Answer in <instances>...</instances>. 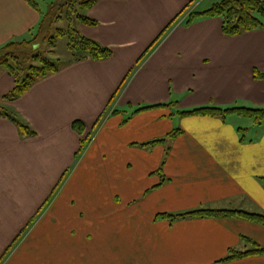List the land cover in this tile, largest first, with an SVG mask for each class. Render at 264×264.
Instances as JSON below:
<instances>
[{"label":"crops","instance_id":"crops-1","mask_svg":"<svg viewBox=\"0 0 264 264\" xmlns=\"http://www.w3.org/2000/svg\"><path fill=\"white\" fill-rule=\"evenodd\" d=\"M36 1L44 12L58 0ZM194 1L101 0L86 11L98 24L80 32L111 48V58L67 63L12 102L2 99L15 81L2 71L0 103L36 135H22L0 116V264H264V256L220 262L230 249H254L242 237L264 247V225L239 217L172 224L159 218L201 207L264 214V189L254 179L264 172L251 176V190L180 195L186 202L174 207L183 149L210 152L199 157L214 164L216 177L230 176L236 184L254 168L256 156L264 169V136L239 143L226 119L179 115L187 108L264 100V81L253 76L255 68L264 72V30L227 37L219 18L186 26L187 17L179 16ZM40 18L25 0H0V47L34 33ZM172 22L157 48L138 62ZM156 105L165 106L136 112ZM116 110L131 114L128 124L111 115ZM75 122L91 139L79 160ZM176 129L183 133L170 141L168 180L153 189L164 146L139 145Z\"/></svg>","mask_w":264,"mask_h":264},{"label":"trees","instance_id":"trees-1","mask_svg":"<svg viewBox=\"0 0 264 264\" xmlns=\"http://www.w3.org/2000/svg\"><path fill=\"white\" fill-rule=\"evenodd\" d=\"M25 1L40 14L41 18L37 28L34 30V33L31 31L29 35H25L20 39L10 40L0 47V67H4L15 81L13 90L4 96L2 101L12 102L21 98L34 86V84L49 75L58 73L67 63L78 62L81 60L103 61L112 57L113 50L111 48L105 47L97 41L87 38L82 35L79 30L76 31L71 27H69L68 30L57 27L65 20V18L68 19V23L72 22L71 12H67L64 17L55 11L44 13L40 8V1ZM58 1L61 3L50 4L48 6L49 10L54 9L55 7L64 8L66 6L64 0ZM99 1L101 0H66V2H68L67 5L75 14L76 20L85 26H96L98 23L95 20H91L86 15L79 14L78 10L86 12L87 10L92 9ZM203 18L221 19L222 33L227 37H236L245 33L264 30V0H222L215 3L207 10L201 12H190L184 23L186 26H190L196 20ZM174 23L175 22H172L170 26L159 35V37L148 48L146 53L140 57L138 62L141 63V61L147 59L150 53L153 52V50L157 48L158 44L164 39L165 35ZM66 36L68 37L67 48L70 51V57L67 60H56L53 57L55 54L54 48L56 47L54 41H57L60 38H65ZM47 41H49V46L52 48L48 52L42 53L40 51V47ZM129 76L130 74L126 77L119 90L123 88ZM253 76L256 80L264 81V72L259 69H254ZM164 106L165 105L144 107L136 112ZM107 113L108 112L103 113L98 119L97 123L93 127L94 131L99 128ZM116 113L117 111H114L112 114ZM179 115L183 117L209 116L221 118L222 120H225L227 115H238L253 119L256 125H261L264 122V109L259 108H220L212 105L196 108L187 112H180ZM0 116L7 117L12 120L16 126H18L22 135L26 137H33L36 135V133L29 126L23 124L20 120L8 114L2 103H0ZM127 121L128 120L125 122ZM73 127L77 130L79 136L81 137L80 148L76 153V158L79 160L85 153L91 139L89 135L86 134V128L82 123L75 122ZM238 131L241 133L243 130L239 129ZM182 133L183 131L181 129H177L167 135L164 139L155 140L139 146L146 148L155 145H165L167 142L174 140ZM241 142H244V139H242ZM261 180L264 184V177L261 178ZM43 208L44 207H42L38 214L33 217L28 225V229L37 222ZM233 217L243 218L245 220L264 225V214L239 210L198 209L176 215H159V218L167 219L170 222L183 219ZM23 234L21 236H23ZM21 236L20 238H22ZM20 238L18 237V239L14 242L15 245L13 244L12 246H16L17 241H19ZM242 240L247 244L253 245L254 249L246 252H239L236 249H230L228 256L220 262H231L253 256H264V247L246 237H242Z\"/></svg>","mask_w":264,"mask_h":264},{"label":"rangeland","instance_id":"rangeland-1","mask_svg":"<svg viewBox=\"0 0 264 264\" xmlns=\"http://www.w3.org/2000/svg\"><path fill=\"white\" fill-rule=\"evenodd\" d=\"M66 3V6L64 8L61 7H55L54 9H50L49 7L45 9L46 12H57L60 13L63 17L67 12L72 13V22L68 23V19L65 18L63 22H61L57 27L63 28L68 30L69 27L75 29L76 31L79 30L83 26L80 24L76 18L73 11L70 9V7L67 5L68 2L64 0ZM62 1V2H64ZM222 0H196L194 3H192L189 7H187L184 12L179 16L181 17L180 20L184 19L188 16L190 12L193 10L201 11V10H207L211 6H213L215 3L220 2ZM55 4L61 3L59 1L54 2ZM52 4V3H51ZM79 14L86 15V12L83 10H78ZM56 44V47L54 48L55 54L53 57L56 60H67L70 57V51L67 48L68 43V37L60 38L57 41H54ZM52 47L49 46V41L45 42L41 47L40 51L42 53L48 52ZM149 48V47H148ZM148 50V49H147ZM146 50V51H147ZM145 51V53H146ZM2 71H6L4 67H0V76ZM3 104V103H2ZM4 107V106H3ZM232 107H246V108H259L264 109V100L260 102L256 101H245L242 99H239V101L232 106L228 107H220V108H232ZM179 108V107H177ZM200 108V107H199ZM193 109V108H192ZM191 108H187L185 110H192ZM13 110V109H12ZM117 111V110H116ZM110 112V111H109ZM107 113V115L109 114ZM127 111H120V113L111 114L114 116L122 115L124 118L122 120V124L125 123L127 117L129 115H126ZM111 117V116H110ZM108 120V119H107ZM226 120L229 122H232L234 129L237 131L236 134L238 136V142L242 143L241 140L244 139L243 143H256L264 136V122L261 125H256L253 121V119L241 117L238 115H227ZM126 124H128L126 122ZM124 124L123 126H125ZM121 126V127H123ZM239 129L243 130L241 133L238 131ZM177 130V129H176ZM164 151L162 154V157L160 159V164L157 169V171L154 173L156 177L160 178V182L157 186L153 187V189H158L159 187H162L165 182L168 180L164 173V167L166 166V162L168 160L169 155L172 152V143L167 142V144L163 145ZM131 147H138L136 145H132ZM140 147V146H139ZM141 148V147H140ZM143 149V148H142ZM183 154L186 155V159L179 164L180 172L177 178L175 179L176 183V198L177 201L174 205V207L179 206L181 203L186 202V197H182L180 195H206V196H213L216 194H232L236 188H243L251 190L252 186L250 183L251 176L262 174L264 172V169L260 166V157L256 156L254 161L255 165L253 169L247 170L245 177L241 180L240 184H236L235 181L230 176H223V177H216L214 175V164H207L203 162L202 158L199 157L201 154L209 155L210 152H191L187 149H183ZM87 165V164H86ZM129 169V168H128ZM81 174V173H80ZM264 175L257 176V178H254L255 181L260 183L262 188L264 189V184L261 180ZM254 192L256 193V187L254 188ZM145 197V196H144ZM234 206V205H233ZM203 209V207L198 208ZM194 209V210H198ZM206 209V208H204ZM210 209V208H209ZM185 213V212H184ZM176 215V214H174ZM167 220V219H164ZM189 220V219H187ZM169 221V220H167ZM170 222V221H169ZM171 224L174 222H170ZM207 262H205L206 264Z\"/></svg>","mask_w":264,"mask_h":264}]
</instances>
